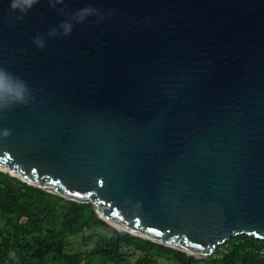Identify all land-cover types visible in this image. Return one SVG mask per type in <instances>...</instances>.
Instances as JSON below:
<instances>
[{"label": "water", "instance_id": "1", "mask_svg": "<svg viewBox=\"0 0 264 264\" xmlns=\"http://www.w3.org/2000/svg\"><path fill=\"white\" fill-rule=\"evenodd\" d=\"M88 6L101 18L63 35ZM17 15L0 0V67L33 100L0 112V172L89 204L115 245L126 232L190 261L264 240V0H38Z\"/></svg>", "mask_w": 264, "mask_h": 264}, {"label": "trees", "instance_id": "2", "mask_svg": "<svg viewBox=\"0 0 264 264\" xmlns=\"http://www.w3.org/2000/svg\"><path fill=\"white\" fill-rule=\"evenodd\" d=\"M85 233V243L95 241L92 252L69 253V240ZM123 250L139 253L147 264H264V240L247 235L231 238L201 261H188L184 252L126 232H120L115 245L114 234L94 222L89 204L0 172V264H123L129 255Z\"/></svg>", "mask_w": 264, "mask_h": 264}, {"label": "clouds", "instance_id": "3", "mask_svg": "<svg viewBox=\"0 0 264 264\" xmlns=\"http://www.w3.org/2000/svg\"><path fill=\"white\" fill-rule=\"evenodd\" d=\"M49 2V0H48ZM38 3V0H10V9L14 13H19L15 18L23 19V17ZM50 6H52L50 4ZM100 10L91 6L85 7L77 11L73 18L61 23L59 28L62 30V34L67 36L71 33L73 28V22L82 23L90 16H97L101 18ZM48 35L54 37L58 35L56 29L51 30ZM34 43L40 47H44V41L40 37L34 39ZM33 100L32 92L26 82L13 73L0 67V112L9 110L15 106L27 105ZM11 134L10 130L4 129L0 132V136L8 137Z\"/></svg>", "mask_w": 264, "mask_h": 264}, {"label": "rangeland", "instance_id": "4", "mask_svg": "<svg viewBox=\"0 0 264 264\" xmlns=\"http://www.w3.org/2000/svg\"><path fill=\"white\" fill-rule=\"evenodd\" d=\"M86 235H87V233H85L82 236H77V237L71 238L69 240L68 252L69 253L80 252V253H84V254H88V253L92 252V250L94 249V246H95L94 245L95 241H90L88 243H85V240L83 238ZM238 241H243V239L239 238ZM122 252H126L127 254H129L125 260V263H123V264H147L146 262L139 259V257H140L139 253L133 254L132 251H125V250H123ZM85 261H90V259L87 258ZM159 262H160L159 264H173L170 262H166L164 260H160Z\"/></svg>", "mask_w": 264, "mask_h": 264}, {"label": "bare ground", "instance_id": "5", "mask_svg": "<svg viewBox=\"0 0 264 264\" xmlns=\"http://www.w3.org/2000/svg\"><path fill=\"white\" fill-rule=\"evenodd\" d=\"M1 169V168H0ZM3 170V169H2Z\"/></svg>", "mask_w": 264, "mask_h": 264}]
</instances>
